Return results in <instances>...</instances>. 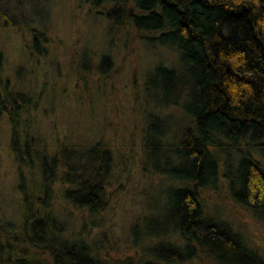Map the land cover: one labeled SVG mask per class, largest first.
<instances>
[{
  "label": "trees",
  "instance_id": "1",
  "mask_svg": "<svg viewBox=\"0 0 264 264\" xmlns=\"http://www.w3.org/2000/svg\"><path fill=\"white\" fill-rule=\"evenodd\" d=\"M85 2L90 13L117 29L133 28L142 45L166 46L175 54L176 64L146 73L145 93L148 101L158 97L153 89L173 95L154 106L183 108V132L177 141H166L163 119L150 113L141 162L146 175L172 184L159 209L130 225L127 246L133 253L110 257L104 236L89 240L82 228L72 229L61 218L52 188L53 167L62 164L60 177L70 183L62 190L68 205L97 214L107 179L98 175L101 166H84L81 176L82 168L62 160L59 148L36 161V140L20 132L26 99L0 86L21 192L18 221L0 220V264H264V253L206 206V194L224 182L231 199L264 222V0ZM38 161L45 179L29 184ZM71 170H81L78 181L67 177Z\"/></svg>",
  "mask_w": 264,
  "mask_h": 264
},
{
  "label": "rangeland",
  "instance_id": "2",
  "mask_svg": "<svg viewBox=\"0 0 264 264\" xmlns=\"http://www.w3.org/2000/svg\"><path fill=\"white\" fill-rule=\"evenodd\" d=\"M0 9V86L26 99L20 132L36 140V161L41 155L49 159L59 148L62 160L82 168L83 174L69 171V179L78 181L83 167L93 164L101 166L99 177H107L102 183L103 210L90 214L87 208L68 205L62 190L70 183L60 177L63 165H55L56 210L89 240L104 236L110 257L132 254L127 246L130 225L148 210L159 209L172 184L142 171L147 117L155 113L163 119L168 142L179 139L187 119L183 108L167 105L159 111L154 106L172 94L153 89L158 97L148 101L145 93L146 73L159 64H176L175 54L166 46L142 45L133 28L117 29L104 16L90 13L85 0H0ZM10 137L9 118L2 110L0 220L15 225L21 209L20 173ZM36 164L27 178L33 185L45 179L39 161ZM206 206L264 253V222L235 203L224 182L206 194Z\"/></svg>",
  "mask_w": 264,
  "mask_h": 264
}]
</instances>
